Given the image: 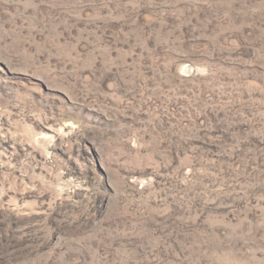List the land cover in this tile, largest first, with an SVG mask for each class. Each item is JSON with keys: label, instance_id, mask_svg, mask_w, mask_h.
Returning a JSON list of instances; mask_svg holds the SVG:
<instances>
[{"label": "rangeland", "instance_id": "rangeland-1", "mask_svg": "<svg viewBox=\"0 0 264 264\" xmlns=\"http://www.w3.org/2000/svg\"><path fill=\"white\" fill-rule=\"evenodd\" d=\"M0 264H264V0H0Z\"/></svg>", "mask_w": 264, "mask_h": 264}]
</instances>
